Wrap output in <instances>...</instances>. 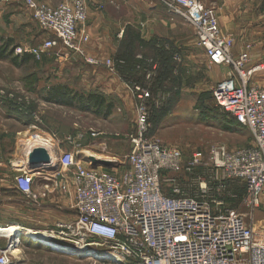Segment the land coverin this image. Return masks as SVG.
<instances>
[{"label":"built area","instance_id":"2783aa9c","mask_svg":"<svg viewBox=\"0 0 264 264\" xmlns=\"http://www.w3.org/2000/svg\"><path fill=\"white\" fill-rule=\"evenodd\" d=\"M23 1L48 36L36 45L18 48L17 53H28L39 60L48 49L63 47L84 57L87 64L116 70L124 63L114 58L102 61L83 48L89 41V35L81 28L87 17V0H64L56 6ZM155 1L193 27L197 44L211 64L234 66L233 72L216 83L212 97L217 106L251 131L253 143L236 148L214 144L208 156L215 177L244 184L243 202L254 210L264 204V85L250 82V78L264 64L246 68L250 60L247 50L234 58V41L221 33L214 4L204 5L199 0ZM136 59L141 65L148 64L147 78L157 73L158 64L153 59L141 54ZM173 59L180 60L176 55ZM126 85L138 101L136 132L130 137L131 147L126 155L128 169L117 177L105 170L88 169L74 153L63 152L59 164L63 172H72L74 202L70 208L74 218L58 221L53 227L23 230L45 234L58 243L77 239L75 245H70L77 250L84 248V241L102 245L105 249L98 251L95 259L110 264H264V232L237 209L217 208L222 202L206 197L208 190L217 185L215 182L208 187L205 179L199 178L200 184L196 177L193 183H199L202 189V194H197L185 190L177 177L163 178L166 171L190 172L201 163L202 153L194 152L184 168L181 151L149 137L148 100L152 95L134 80H128ZM35 175L31 169H23L16 175L15 183L26 203L41 206L33 191ZM164 182L170 184L168 194L162 189ZM223 184L220 182L217 187L223 188ZM33 242L46 247L42 242ZM11 247L9 242L0 247V264H20Z\"/></svg>","mask_w":264,"mask_h":264},{"label":"rangeland","instance_id":"374dc122","mask_svg":"<svg viewBox=\"0 0 264 264\" xmlns=\"http://www.w3.org/2000/svg\"><path fill=\"white\" fill-rule=\"evenodd\" d=\"M5 4L7 3L0 2V6ZM146 15V11L145 14L143 12L138 14L141 24L145 21ZM24 18V24H17V21L10 18L9 15L8 19L4 14L0 16V45L8 43V49L12 51L13 57L23 55V53L16 52L18 48L36 45L48 36L32 20L29 12ZM180 26L182 29L178 33L175 31L172 35L169 34L167 39L159 41L163 50L171 52L172 57L176 55L180 58V60L173 59L175 63L173 74L167 75L160 85V82L156 81L159 69L157 68V73L154 76L147 78L146 72H148L149 66L146 64L141 66L142 70L140 72L131 77L147 88L154 97L156 109L153 112L149 107V100L152 99V96L148 100L151 122V130L148 136L153 137L169 149L181 151L185 161L184 168L194 152L200 151L202 153L201 163L193 166L190 172L183 170L174 174L166 171L162 173V176L163 178L177 177L184 183L185 190L197 194H202L199 178L205 179L208 187H211L213 182L217 185L220 182L224 183L223 188H218L217 185L211 187L206 197L220 200L222 204L217 205V208L237 209L245 215L248 222H253L258 229L264 232V204L254 210L250 209L243 202L244 184L239 180L226 181L221 179V176L215 177L208 156V151L214 144H222L229 148L249 146L253 143V135L246 126L235 125L230 120L232 117L216 105L212 97V90L217 81L222 79V72L214 66L218 64L210 63L204 49L198 46L193 27L184 20ZM129 28L127 26L123 29L120 43L116 42L117 49L114 44L115 53H109L111 55H116V53L117 55L145 53L146 57H151L152 52L147 45L138 43V41L143 40L142 36H149L144 25L141 26V29H143L145 35L141 36V32L131 31L133 34L129 37L130 40H134V43H130L129 39L125 38ZM221 33L235 41L232 34H226L222 30ZM175 36H178L179 39L177 40ZM103 46L106 47L107 45L104 44ZM247 46L250 47L247 48ZM83 48L85 49V45H83ZM250 48V43L244 47V50L248 51L249 57ZM58 58L62 61L57 62ZM107 58H112V56ZM10 59L11 57L0 59V142L7 145L6 148L2 149L3 155L0 159L6 163V166H3L5 179H9V173L13 172L14 175L20 171V166L17 164L20 162L18 160L19 155H22L26 139L30 138L29 136L35 138L38 133L44 134L49 131L69 136L67 138L59 137V143L64 144L61 149L63 152H72L75 157H77L76 153H83L108 161L110 162L109 171L116 176L121 175L128 169L126 155L131 147L130 137L136 132L138 101L129 87L127 89L135 100L134 106L127 105L115 93L107 91L111 88V86H108L110 79L119 76L117 68L111 70L104 65H98V67L105 68L106 71H100L104 82L101 84L102 89L95 91L103 95L105 101L110 102L112 105L109 116H99L92 112H82L51 105L41 98V91L46 85L57 79L58 82H65L72 90L84 92L82 91V87H84V65L86 66L87 63L84 62V57L81 55L79 56L68 49L59 47L48 49L39 60L31 56L26 61L21 62L20 66L11 62ZM223 65L234 70L233 65ZM54 68L60 70L58 75H53ZM90 72L93 74V70H90ZM255 74L251 76L250 80ZM127 81L128 79H124V82ZM105 85L106 89L104 88ZM94 87L91 86V89ZM1 92H4V95ZM15 150H18V154H15L17 164L15 163L16 166L12 165L10 167L7 162H9V159L11 161L14 159L13 153ZM63 174L70 175L72 178L71 171L63 172ZM196 177H198L199 183H193ZM217 178L218 180H216ZM181 185L183 186V184ZM162 189L164 193L168 194L170 184L168 182L162 183ZM27 205L31 206L28 203ZM68 211L64 207L63 212L66 214ZM56 212L63 213L58 209H56ZM59 214H57V217ZM50 221H53L51 217ZM76 240L73 239V242ZM8 242L7 237H0V247ZM73 242L60 243L75 245ZM99 242L102 241L99 240ZM16 245L20 248L21 253L14 255L15 261L20 264H110L92 257L95 251L104 250V246H94L86 241L82 244L84 250L81 249L70 254L43 247L30 241L26 236H22Z\"/></svg>","mask_w":264,"mask_h":264},{"label":"crops","instance_id":"0c3cea01","mask_svg":"<svg viewBox=\"0 0 264 264\" xmlns=\"http://www.w3.org/2000/svg\"><path fill=\"white\" fill-rule=\"evenodd\" d=\"M37 1L50 6H56L64 0ZM199 1H201L204 5L214 4L216 6V14L221 30L226 34H232L235 38L234 45L232 47V54L234 58H237L244 50L245 45L250 43V60L246 67L249 68L258 63L264 64V0ZM145 11L147 15L145 21L141 24L138 14L142 12L145 14ZM28 12L29 11L26 9L23 0H10L7 4L0 6V16L4 14L8 19L9 15L10 18L17 21V24H24V17L28 14ZM32 20L34 19L32 18ZM180 21H183L180 16L170 14L162 3L155 0H87V17L82 25L83 27L81 28H83L89 35V41L85 44L87 53L99 59H105L111 56L112 58L120 56V54L117 55V53L116 55H111L109 52L115 53L114 47L116 46L115 48L117 49L116 42L120 43L122 38L121 36H123V29H125V27H130L126 33L127 37L125 36V38H128L130 43H134V40H130L129 37L133 34L131 31L135 30L141 32V36L145 35L143 29H141V26L144 25V28L145 30L147 29L149 36H142V38L146 43L145 45H147V47L151 50L152 56L146 57L145 53H143V55L146 58H151L157 62L158 59H155V57L157 56L158 58H161L162 56L157 50L161 47V43L159 41L167 39L169 34L172 35L175 31L178 33L182 29ZM174 28L177 29L175 30ZM175 38L177 40L179 39L178 36H175ZM104 44L107 46H103ZM135 54L138 55V53ZM164 55L166 56L165 58H171L168 53ZM121 56L127 58L131 57V55ZM171 59H173V57ZM57 60V62L62 61L59 58ZM172 64H174L173 60ZM214 66L219 68L222 72V79L233 72L232 69L225 67V65ZM90 70H93V74ZM104 70L105 68L103 67L89 64H86V66L84 65V87H82L84 94L96 92L95 90L102 89L101 84L104 81L103 77L100 75V71ZM58 71H60L58 68H54L53 75H58ZM117 73L119 76L112 77V80L110 79L108 86H111V88L107 91L115 93L116 96L123 99L127 105L134 106L135 100L127 89L128 86L126 85V82H124V79H122L118 71ZM250 82L264 85V69L258 71V73L252 77ZM54 83H63L67 85L65 82H58L57 79L56 81L47 84L46 87ZM91 86L95 87L91 89ZM104 88L106 89V85ZM49 104L65 107L54 103ZM110 113L107 114V116H109ZM45 133L37 134V136L45 141L43 144L37 143L38 145H33L34 137L31 139V136L26 139L24 145L25 147L22 149V155H19L20 158L18 157V160L20 161L18 164L16 163L17 159L15 158V154H18V150H15L13 153L14 159L12 161L9 159V162H7V165L10 167L12 165L16 166V164L20 166V171L23 169H30L28 167L30 153L35 148H43L45 150L48 162L47 164L43 163L39 166L33 182V191L38 196L41 206L34 205L32 202L28 203L31 206L25 203L24 195L20 192L15 183V177L20 171L14 175L13 172L9 173V179H5L3 166H6V163L0 159V226L16 223L24 228L43 229L45 227L53 226L58 221L69 222L74 218L73 210L70 208L74 202V186L72 178L70 175L63 174L59 164V157L63 153L61 149L64 145L63 143H59V137L63 136L64 138H67L69 136L55 131ZM6 146V143L0 142V158L3 155L2 149L6 148ZM76 155L77 161L86 168L110 172L109 165H97L96 167H92V161L90 159L99 158L92 155H84L83 153H76ZM121 175H118L117 177H121ZM64 207L70 212L68 211L65 214L63 212ZM55 208L64 214L60 213L62 214L60 216V214L56 212ZM56 213L59 214L58 217ZM50 217L53 219L52 222L50 221Z\"/></svg>","mask_w":264,"mask_h":264},{"label":"trees","instance_id":"16d2710c","mask_svg":"<svg viewBox=\"0 0 264 264\" xmlns=\"http://www.w3.org/2000/svg\"><path fill=\"white\" fill-rule=\"evenodd\" d=\"M138 43L145 45V42L143 40H140V42L138 41ZM157 50L162 56L161 58H158L157 56H156L157 58L155 57V59H158L157 62H158V69H159L158 70L159 74H158V78H156V81H159L161 85V83L163 82V80H165V77H167V75L173 74L175 63L173 61L174 64H172L173 59H171L172 58V56L170 55L171 52H167L163 50L162 45ZM166 53H168L169 57L171 58H165L166 56L164 54ZM138 54H141L144 58H146L143 55V53H138ZM12 55H13L12 51L8 49V43L0 45V59L11 57L10 59L11 62H13L14 64L18 66H20L21 62H24L29 57H31V55L27 53H24L20 57H18L19 55L13 57ZM128 55H131V57L127 58V57H123L120 55L116 58V60L122 58L124 62L122 65L117 66V71L119 72L122 78L133 80V78L131 77H134L136 73L142 70L141 66L143 65V63L142 65L140 64V61L136 59L137 55L135 53L128 54ZM139 64L140 66L138 67ZM41 92H42L41 93L42 100L47 103H54V104L62 105L67 108L75 109V110L82 111V112L88 111V112H92L97 115L103 114L107 116V114L111 112V108H112L111 103L106 102L104 96L97 92H90V93L84 94V92H78L76 90L70 89L68 85H65L63 83L51 84L45 87ZM149 101H150L149 107L151 111L153 112L156 109L153 95H152V99H150ZM230 120L234 122L235 125L242 126L233 117Z\"/></svg>","mask_w":264,"mask_h":264},{"label":"bare ground","instance_id":"6f19581e","mask_svg":"<svg viewBox=\"0 0 264 264\" xmlns=\"http://www.w3.org/2000/svg\"><path fill=\"white\" fill-rule=\"evenodd\" d=\"M33 142H34L33 145L37 143L39 144L44 143V141L39 136H36ZM0 227H1L0 237H7V239L9 240V243L12 244L10 251L13 255H18L19 253H21L20 248L17 247L16 244L20 241L22 236H26L30 241L42 242V244L45 245L47 248L49 249L51 248L54 251H59L64 254H70L71 252H76L77 250V248L71 247L70 245L63 246L56 241L48 239L45 234H39L36 231H30L29 233H26L23 230V227L16 223L7 224L5 226H0ZM77 251H80V250H77ZM92 257L94 258L99 257V253L95 251Z\"/></svg>","mask_w":264,"mask_h":264},{"label":"water","instance_id":"95a60500","mask_svg":"<svg viewBox=\"0 0 264 264\" xmlns=\"http://www.w3.org/2000/svg\"><path fill=\"white\" fill-rule=\"evenodd\" d=\"M90 160L92 161V167H96L97 165H109L108 161L94 158H91ZM47 162L48 157L45 154V150L43 148H35L29 155L28 167L31 169V171L37 172L39 166L43 163L47 164Z\"/></svg>","mask_w":264,"mask_h":264}]
</instances>
